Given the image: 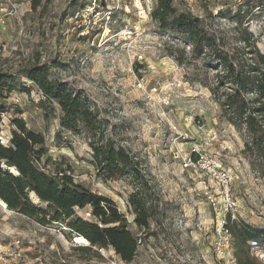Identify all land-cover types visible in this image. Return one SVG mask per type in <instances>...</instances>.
Here are the masks:
<instances>
[{
  "label": "rangeland",
  "instance_id": "obj_1",
  "mask_svg": "<svg viewBox=\"0 0 264 264\" xmlns=\"http://www.w3.org/2000/svg\"><path fill=\"white\" fill-rule=\"evenodd\" d=\"M87 1L0 0L6 20L0 25V64L22 69L38 63L52 80L88 97L104 139L130 151L149 173L159 208L150 231L159 234L147 235L135 260L126 263L113 249L79 248L89 242H77L61 224L41 225L0 198V243L19 240L34 264H221L212 249L213 211L199 175L183 168L174 153L190 150L205 129L217 131L219 140L207 150L230 170L231 192L239 201L234 218L264 226V176L245 155L242 133L222 115L220 101L230 87H216L226 73L224 64L212 48L196 54L185 33L161 29L152 16L157 0H115V21L106 34L80 38L72 30V16ZM174 5L199 17L218 50L235 63L254 61L256 49L264 52V0H174ZM21 83L29 90L18 88L0 98L6 107L2 142L8 144L16 129L13 119L23 117L44 134L53 159L70 165L78 182L113 198L130 228L144 237L128 204L129 178H102L92 162L87 130L64 129L58 105L43 108L38 85L25 77ZM78 213L92 217L89 209Z\"/></svg>",
  "mask_w": 264,
  "mask_h": 264
},
{
  "label": "trees",
  "instance_id": "obj_2",
  "mask_svg": "<svg viewBox=\"0 0 264 264\" xmlns=\"http://www.w3.org/2000/svg\"><path fill=\"white\" fill-rule=\"evenodd\" d=\"M152 16L161 29L185 33L194 53L202 54L206 47L216 52L215 56L226 68L216 88L230 87L222 94V115L242 133L245 155L253 169L264 176V52L256 49L254 61L235 63L230 55L218 50L217 39L204 22L190 12H179L174 0H157ZM23 77L40 88L43 108L48 109L47 103L58 105L64 129L80 132L84 128L92 136V162L102 178H129L133 191L128 204L144 237L130 228L128 218L113 198L78 182L70 165L53 159L44 134L30 128L23 117L13 119L16 129L8 144L0 136V198L10 209L34 218L41 225L61 224L70 234L85 237L89 245L79 248L113 249L121 260L132 263L146 236L159 234L154 229L150 231L152 221L158 220L159 208L149 173L130 151L104 139L103 124L86 95L52 80L38 63L22 69L0 64V98L18 88L29 90L21 83ZM4 111L6 107L0 105V122ZM1 131L0 123V135ZM32 194L39 202L33 200ZM81 209H89L92 217L80 215ZM230 226L238 264H264L255 252V249L264 252V226L241 218H231Z\"/></svg>",
  "mask_w": 264,
  "mask_h": 264
},
{
  "label": "built area",
  "instance_id": "obj_3",
  "mask_svg": "<svg viewBox=\"0 0 264 264\" xmlns=\"http://www.w3.org/2000/svg\"><path fill=\"white\" fill-rule=\"evenodd\" d=\"M123 1L126 0H117L120 3ZM113 2L115 0H88L72 16V30L83 39L105 35L109 25L115 21V10L118 7ZM5 21V16L0 15V25H3ZM143 56L141 53L138 58L143 59ZM187 120L191 124L194 123V118ZM202 127L199 126V128ZM217 140H219L217 131L207 132L205 129L199 141L195 142L190 150L178 149L174 157L181 160L183 168L190 169L199 175L203 195L213 211L212 249L214 253L221 264H238L234 254V237L230 219H235L239 201L231 192L230 170L226 169L221 161L211 158L207 150ZM179 223H183L182 218H179ZM258 253L264 261V252ZM0 264L34 263L26 259L24 248L17 240L0 243Z\"/></svg>",
  "mask_w": 264,
  "mask_h": 264
},
{
  "label": "bare ground",
  "instance_id": "obj_4",
  "mask_svg": "<svg viewBox=\"0 0 264 264\" xmlns=\"http://www.w3.org/2000/svg\"><path fill=\"white\" fill-rule=\"evenodd\" d=\"M76 239H77L76 241L79 242V243H87V240L83 236H77Z\"/></svg>",
  "mask_w": 264,
  "mask_h": 264
}]
</instances>
